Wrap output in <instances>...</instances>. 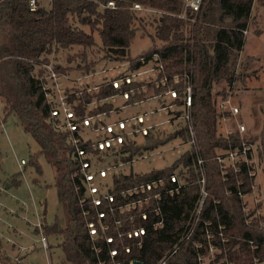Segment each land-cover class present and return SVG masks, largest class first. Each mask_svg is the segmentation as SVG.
I'll return each mask as SVG.
<instances>
[{
  "label": "trees",
  "instance_id": "trees-1",
  "mask_svg": "<svg viewBox=\"0 0 264 264\" xmlns=\"http://www.w3.org/2000/svg\"><path fill=\"white\" fill-rule=\"evenodd\" d=\"M109 1H114L115 5H109ZM185 1L50 0L43 5L36 0V7L32 8L31 0H0V100L4 109L3 116L0 115V132L1 123L14 114L39 144L35 155H44L56 172L55 184L66 210V225L60 227L58 221L49 224L44 214L38 213L37 217H41L46 235L64 238L58 242L63 257L57 264H131L133 260L158 264L194 220L201 199L199 153L207 170L208 195L192 239L182 243L179 250L167 258L168 264L205 262V259L198 260L199 256L209 254L205 225L212 231L210 241L220 250H215L209 264L221 258L226 259L221 264L228 261L230 264H264V216H254V210L244 211L243 199L237 194L238 181L243 192L248 193L254 180L249 178L245 166L238 172L229 169L223 176L216 160L220 151L240 144L241 134L237 128L229 135L217 132L223 113L216 103L220 91L214 86L224 81L233 88L237 80L244 77V65L239 70L238 63L247 41L245 31L250 26L255 0H203L197 13L188 9L187 18L183 19L178 14L183 12ZM137 3L142 5L141 10L157 9L161 15L156 21V32L151 36L155 45L132 56L130 45L143 22L141 10L134 8ZM95 32L98 39L94 37ZM157 38L163 44H158ZM98 43L103 47L105 58L112 59L111 64L91 69L95 61L89 58ZM70 52L76 53L68 54ZM64 53L68 55V63H77L72 84L66 83L70 77L66 70L73 66L49 58L52 54ZM154 54L157 56L153 57ZM50 63L65 96V107L73 112L75 129L68 125L62 127L67 118L63 115L55 80L48 78ZM148 67L154 70L114 86V79ZM164 76L168 77L167 81L161 80ZM42 78L52 92L50 102L40 85ZM190 84L196 145H191L188 120L180 117L185 112L183 100ZM171 89L176 90L175 98L159 96ZM125 92L129 93L128 97L124 96ZM117 97L121 102L116 103ZM223 98L226 99V95ZM169 103L175 104V112L167 108L152 113L146 123L176 115L172 126L152 127L140 136L129 132L144 125L145 122L136 119L125 129L116 125L113 133L98 129ZM53 110H58L59 114L54 115ZM85 117H92L91 124L83 121ZM110 134H121L122 142L115 140L111 146L100 148L98 140ZM245 136L258 143V156L264 162V142H258L247 133ZM175 142L180 144V152L159 169L145 173L134 168L138 162L135 161L129 168L121 166L119 171L107 170L104 175L100 172V168L130 161ZM77 148L84 150L83 156L78 154ZM103 156L110 160L101 162ZM83 162H88L89 167L84 168ZM37 169L40 170L39 165ZM86 171L93 173L92 180L86 179ZM172 173H178L183 181L190 183L178 192H170L174 186L170 180ZM162 177L165 182L162 186L155 182L150 189L141 187L147 181ZM12 182L17 183V180ZM89 183L97 188L96 192L91 191ZM109 195L113 201L109 200ZM94 199L100 203L96 204ZM11 214L23 223V229L26 221L18 210ZM89 223H93L95 233L90 232ZM26 224L30 230L31 225ZM219 224L223 229L218 228ZM140 228L144 233H140ZM14 230L12 235L16 239L29 237L26 232H18L17 226ZM136 230H139L138 235ZM32 231L37 236L40 234L37 226ZM32 249L18 253V245L2 237L0 264H35L33 260H24ZM14 255L20 257L21 263Z\"/></svg>",
  "mask_w": 264,
  "mask_h": 264
},
{
  "label": "rangeland",
  "instance_id": "rangeland-1",
  "mask_svg": "<svg viewBox=\"0 0 264 264\" xmlns=\"http://www.w3.org/2000/svg\"><path fill=\"white\" fill-rule=\"evenodd\" d=\"M43 5H47L50 0H39ZM140 16L143 18L142 24L139 25L140 31L134 37L130 45V55L135 56L141 54L143 51H147L151 46L155 45L152 42V35L156 32V21L161 15V11L153 10L151 8L142 9L139 11ZM249 28L245 31V37L247 39L246 44L241 51L238 69L241 70L243 64L244 69L242 70L243 79H238L234 84L233 88L226 86L223 81L219 85H215V90L220 91V94L216 97V103L218 109L220 108L221 102L224 99L223 96L234 104H238L241 108V114L237 118L232 117L230 112H226L225 118L219 121L217 132L221 135H229L237 128L238 120L244 122L247 128V135L255 137L258 142H264V114H262L261 106H264V0H255L253 4V11L249 21ZM98 32L94 33L95 39H98ZM158 44H163L160 39H156ZM76 52H70L68 54L73 55ZM104 50L101 44H97L94 51L92 52L89 60L95 61V65L91 69L98 67L102 68L104 65L109 66L111 60H107L104 56ZM67 54H61L56 56L50 55L49 58L61 61V63H68ZM76 62H71V66L68 70L69 80L67 84H72L71 81L74 79L72 73H76ZM65 71V72H66ZM83 71V70H78ZM256 101H262L263 104L257 105L258 117L254 115L256 110H253L252 104L255 105ZM121 102L120 97L116 98V103ZM259 109V110H258ZM243 111V113H242ZM4 109L2 101L0 100V115L3 116ZM261 118V119H260ZM1 119V118H0ZM0 132V240L2 237L4 240L13 239L16 244H22L26 246V249L17 250L18 253L28 252L33 246L36 249L29 252L24 257L25 262L31 260L35 264H57L59 258L63 257L61 248L58 246V242L63 241V236L58 237L56 234H49L48 246H52V250L45 249L42 247L40 234L37 236L32 233L37 223V214H44L47 222L53 224L54 221H58L60 227L66 225L67 217L66 210L62 201L58 196V189L55 184L56 175L52 164L42 154H36L39 149V144L33 139L31 133L25 131L23 124L18 120L14 114H10L6 117L4 123H1ZM255 128V130H254ZM84 137L87 134H83ZM178 142V141H177ZM176 143V142H175ZM177 144V143H176ZM176 144L169 145L175 146ZM176 153H169L166 156L168 160L162 156H156L152 160H142L134 164V168L145 172L151 171L156 168L159 169L167 162H172ZM104 160H100L106 163L110 160V157L103 156ZM25 159V163H21V160ZM96 159V158H95ZM94 159V160H95ZM34 161V162H33ZM40 166V170L37 169V165ZM261 167L258 168L256 180L260 184V190L264 194V165L260 162ZM108 177H106L107 180ZM13 179L17 180V183L12 182ZM8 183V184H7ZM10 184V186H8ZM251 202V200H250ZM261 211L264 216V202H262ZM253 202L250 203L251 209ZM21 209H24L23 212ZM16 210L20 213V217L29 223H24V228L20 222L13 217L11 213ZM41 220V217H40ZM263 224L264 221L262 220ZM260 222V224L262 223ZM17 226L18 232L28 233V238L18 239L14 238L12 233L15 231L14 227ZM32 227V228H31ZM36 227V226H35ZM27 230H26V229ZM2 236V237H1ZM11 243V242H9ZM12 244V243H11ZM219 251L220 250H216ZM215 251V252H216ZM12 251H10L11 253ZM170 252V251H169ZM165 254L167 256L169 254ZM214 251L205 256V262L202 264H209L214 258ZM3 253V251L1 252ZM15 259L21 263V259L18 255H14ZM21 256V255H20ZM169 259L170 256L168 255ZM225 259L221 258L219 261H215L214 264H221Z\"/></svg>",
  "mask_w": 264,
  "mask_h": 264
},
{
  "label": "built area",
  "instance_id": "built-area-1",
  "mask_svg": "<svg viewBox=\"0 0 264 264\" xmlns=\"http://www.w3.org/2000/svg\"><path fill=\"white\" fill-rule=\"evenodd\" d=\"M202 1L203 0H186L185 1V5H184V8H183V12L178 14V16L180 18H187V12H188V9L191 10L192 12L194 13H197L200 9V6L202 4ZM31 5H32V8H35L36 5H37V2L36 0H31ZM109 5H112L114 6L115 3L114 1H109ZM134 8L137 9V10H141L142 8V5L140 4H135L134 5ZM157 54H154L153 57H156ZM119 66V65H117ZM158 67H162V64L159 63L158 64ZM48 68H50L51 72L48 76L49 77H53L54 80H55V86H56V91L59 93L60 95V99H61V102H62V106L64 107L63 108V115L65 117V119L67 118V122L66 124L62 125V127L68 125L70 126L72 129H75L77 126H76V123L73 122V112L71 111L70 108L68 107H65V96L62 94L61 92V89H60V84H59V80H58V76H57V73L54 71L53 69V66L52 64L50 63L48 65ZM113 68V67H111ZM110 68V69H111ZM152 70H154V67H148V68H143V70H140V71H137V72H134L132 73V75H127V77L125 78H120V79H114L113 80V84L115 87H118L119 84H120V81L122 80H125L126 82H130L132 77L134 76H138V75H142L143 73H147V72H151ZM162 81H167L168 80V77L167 76H164L162 79ZM40 85L42 86V89L43 91L45 92L46 94V97L48 98V102H50V99H51V96H52V92H49V86L45 83V78H42L41 82H40ZM187 90H186V95H185V98L183 100V105H184V108H185V112L180 116V117H183L185 119L188 120L189 122V132H190V135H191V145L192 144H195L197 143L196 141V135H195V130H194V125H193V119H192V88H191V84L188 85L187 87ZM129 93L128 92H125L124 93V96L125 97H128ZM162 95H171L173 98H175V96L177 95L176 93V90L174 89H171V90H168L164 93H160L159 96H162ZM158 96H152L151 98H156ZM169 108L171 112H175L176 110V106L175 104H172V103H169L168 105H165V106H160L159 108L157 109H152L150 111H144L143 113H139L135 116H132V117H129L126 118V119H120L118 120V122H113V123H110L108 125L104 127H100L98 129H106L107 133H113V131L115 130V126L118 125L120 128L122 129H125L126 127H129L132 125V119H136L137 121H139L140 123H144V125H142L141 127H138L137 129L133 130H129L130 133L132 132H136L137 135H141V134H145L148 132V129L149 128H156V129H160V126L163 125V124H167L168 126H172L173 125V122L176 117L175 116H169L165 119H161L160 121H155L153 123H146V119L147 117H149L152 113H157V112H160V110H165ZM220 110L221 112L223 113L222 116L223 118H225L226 116V112H230V114L232 115V117L234 118H237L239 113L241 112V108L240 106L237 104H234L230 98H226V99H223L222 102H221V105H220ZM53 114L56 115V114H59V111L58 110H53ZM91 119L92 117H85L84 118V122L89 125L91 124ZM97 129V130H98ZM237 129H238V132L241 134V139H240V144L239 146L235 147V148H228V149H223V151H220L217 156H216V160H217V163L218 165H220V170H221V174L224 176L226 174L227 171H229V169H232L234 172H238L239 169H241V167L245 166V169L247 170L248 172V176L250 179H253L254 181L252 182V185H251V191L248 192V193H245L243 192L242 188H241V181H238L237 183V194L238 196H240L242 199H243V210L246 211V212H249V210H254L255 211V215L254 216H261L262 215V211H261V206H262V202H264V194L261 192L260 190V184H258L257 180H256V175H257V172H258V168L261 167L260 166V162L264 165V162L260 160L259 156H258V143L257 142H253V141H250L246 138L245 136V132H247V128H246V124L240 120H238V123H237ZM117 140L118 142H122L123 140V137L121 134H110L108 135V137H104V138H101L98 140V145L100 148H104V147H109L112 145V143ZM180 149H181V146L180 144H176L175 146H166V147H161L160 149H157V150H153L151 152H145V154L143 155H140L138 157H134L132 158L130 161H126V162H119L117 164H114V165H110L108 166L107 168H100V172L104 175L107 170H114V171H119V167L121 166H125L127 168L130 167V165L135 162V161H142V160H145L151 156H161V155H164L166 156L167 154L169 153H176V150L178 152H180ZM197 150V149H196ZM77 152L79 155L83 156L84 154V150L80 149V148H77ZM198 152V150H197ZM25 159H22L21 160V163H25ZM197 164L198 166H200V172H201V176H200V183H201V199L198 203V205L196 206V209H195V214H194V220L193 222L189 225L188 228H186V230L181 234L178 242L175 244L174 248L169 252V256H172L173 254H175L178 250H179V247L182 245V243L186 242V241H190L195 233V223H196V220L199 219L200 217V212L202 210V207L205 203V200H206V196L208 195V191L206 189V174H207V170H206V166H205V162H204V158L200 155V153L198 154V159H197ZM83 167H89L88 165V162H83ZM86 179L88 181L92 180L93 179V173L90 172V171H86ZM170 180L171 182L174 183V186L172 188H170V192H178V190H180L181 188H183L187 183L189 184L190 182H186V181H183L181 179V177L179 176L178 173H172L170 175ZM155 182L159 183L161 186L163 184H165L164 182V177L162 178H159L158 180H153V181H147L145 185H142L141 187H146L147 188H152L153 184H155ZM187 184V185H188ZM90 185V189L92 192H96L97 191V188L92 185L91 183H89ZM109 200L113 201V197L111 195L108 196ZM146 199V198H145ZM96 204H99L100 203V200H97V199H94ZM250 200L251 202H253V207L251 209L250 206ZM101 215V213H100ZM38 220H37V223L35 224V226L39 227V233H40V238L38 239V241L40 240L41 243H42V247L45 248L46 250L49 249V246H48V236L46 235V233L43 232L42 230V221L40 220V216H38ZM144 217L146 218V215H144ZM246 221L248 222L249 220L246 219ZM207 224V223H206ZM89 227H90V232L91 233H95V230H94V226H93V223H89ZM205 228H206V237L208 239V244H209V254L212 253L213 251L215 252L216 248H215V245L212 244V242L210 241V237L212 235V231H211V228H208L206 227L205 225ZM218 228L221 230L223 229L222 228V225L219 224L218 225ZM140 230V233H144V230L142 228L139 229ZM139 230H136L135 231V234L138 235L139 234ZM221 235H223L222 232H220ZM131 235V234H130ZM9 242L11 243H16L15 241H13V239H8ZM252 242V241H250ZM254 242H252L253 244ZM18 248L20 249H26V246L22 245V244H18ZM130 250V249H128ZM116 251H112V254H115ZM214 254V253H213ZM167 255V256H168ZM167 256H164L163 259L160 260V262L158 264H168V260H167ZM205 257H202V256H199L198 257V260H200L202 262V260H204ZM226 260V259H225ZM224 260V261H225ZM131 264H136V261L133 260V261H130ZM117 264H120L119 262H117ZM227 264H230V262L228 261Z\"/></svg>",
  "mask_w": 264,
  "mask_h": 264
},
{
  "label": "crops",
  "instance_id": "crops-1",
  "mask_svg": "<svg viewBox=\"0 0 264 264\" xmlns=\"http://www.w3.org/2000/svg\"><path fill=\"white\" fill-rule=\"evenodd\" d=\"M259 102H261V104H263V102L262 101H259ZM258 101H256V103H255V105L254 104H252V108L253 107H255V108H253V110H256L257 111V105H260V103H259ZM259 110V109H258ZM261 111H262V114H264V106H261ZM242 113H243V111H242ZM258 111L257 112H255L254 113V115H256V117H258L259 118V116H258ZM261 119V118H260ZM254 130H255V128H254ZM259 141V140H258Z\"/></svg>",
  "mask_w": 264,
  "mask_h": 264
},
{
  "label": "water",
  "instance_id": "water-1",
  "mask_svg": "<svg viewBox=\"0 0 264 264\" xmlns=\"http://www.w3.org/2000/svg\"><path fill=\"white\" fill-rule=\"evenodd\" d=\"M136 261V264H144L142 261H139V260H135Z\"/></svg>",
  "mask_w": 264,
  "mask_h": 264
}]
</instances>
